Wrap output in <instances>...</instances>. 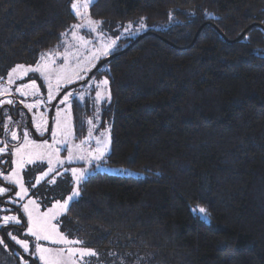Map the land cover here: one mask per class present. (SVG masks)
I'll use <instances>...</instances> for the list:
<instances>
[{
  "label": "trees",
  "instance_id": "1",
  "mask_svg": "<svg viewBox=\"0 0 264 264\" xmlns=\"http://www.w3.org/2000/svg\"><path fill=\"white\" fill-rule=\"evenodd\" d=\"M71 4L0 0V77L60 45ZM88 16L167 28L129 49L137 37L127 39L101 66L106 164L142 176L95 173L79 185L61 224L98 253L85 264H264V0H94ZM90 114L73 105L76 132ZM55 185L41 182L35 196L70 191L66 178ZM13 229H0L5 244Z\"/></svg>",
  "mask_w": 264,
  "mask_h": 264
},
{
  "label": "snow or ice",
  "instance_id": "2",
  "mask_svg": "<svg viewBox=\"0 0 264 264\" xmlns=\"http://www.w3.org/2000/svg\"><path fill=\"white\" fill-rule=\"evenodd\" d=\"M92 0H74L71 4V8L75 13V16L82 21V23L72 25V38L78 42L79 48L87 49L90 53L88 56L84 57L83 60L80 59L79 50L77 52L70 51V47L66 48L64 53L54 52L49 50V52L42 53L40 56V62L37 63L35 67L25 66L23 64L16 65L7 74L6 84H0V95L10 96V86L15 83L17 79H24L29 72L39 73L42 79L45 81L48 89L47 102L51 103L61 92L63 88L75 83L79 80L87 79L86 74L96 66V61L100 59L101 56H108L116 47V41L112 40L109 43H102L99 48L89 49L87 46L91 44V41L86 40L83 36L78 34V30L82 27H88L90 32H96L100 21L91 19L88 16V9L91 5ZM131 27V26H129ZM143 27V25H141ZM139 31V30H137ZM62 36H67L68 33H61ZM62 59L63 64L59 67H53L56 64V58ZM75 59V65H72V60ZM4 79L0 77V80ZM108 79L101 80L95 85L97 89H104V91H96L95 100L97 102L104 100L105 98L110 102L111 95L108 91ZM93 85L88 84V88L91 89ZM16 91L22 97L28 96H39L40 87H38L35 79L31 83L20 85L16 88ZM72 96V92H66L63 97L58 101L59 104H65L67 107L63 110H58L56 112V127L51 130V135L53 137V143L51 145L47 144L45 141V151H40V145H37L35 141L29 139V133L27 131L23 134V143L16 147L14 155L16 159L14 161L16 167L12 171L10 176H5L4 180L8 183L18 186L19 191L16 192V196L19 197L20 201H23L28 195L29 189L25 187V182L21 176V171L25 169L26 165L33 164L36 160L44 161L47 160L48 168L47 171L42 173V176L37 179L36 183H40V180L44 177H48L50 173L55 172L56 176L62 175V173L56 171V166L63 167L64 163H73L74 160H86L88 162L92 160H100L105 156L108 149L109 140L100 139L96 140L97 147L87 154L83 152L80 145H76L75 148L69 146L67 148V158L66 161L60 158L59 148L56 145H67L68 137L71 136L70 127V108L69 99ZM80 99H84V94L81 93ZM2 103L12 105L14 101L12 99H7ZM40 101L37 100L34 104H25V107L29 110L37 108ZM55 107V105L53 106ZM63 115V119H62ZM88 123L93 124L92 120ZM35 128L39 132L49 131L47 127V120L44 119L43 113L35 121ZM103 135V134H102ZM62 137L57 139V137ZM92 132L89 131V138H91ZM13 140L17 139V133L13 131L11 133ZM88 141H82L81 143H87ZM77 150L79 154H76ZM5 151L4 148H0V153ZM65 171H71V175L75 181V185L71 193L61 202V200H56L54 204L45 212L41 213L39 211V205L35 200L29 199L27 203L21 205L22 212L27 217L26 232L24 233L27 237L34 238V252L32 253L34 260L33 264L38 261L39 264H84L85 258L97 257L98 253L87 247H80L84 244V241L79 239H70L67 234L59 231L58 225L53 223L57 221L62 215H66L70 211V204L77 200L80 196L79 185L85 178V171L79 168L65 169ZM56 176H52L49 180L51 184L56 183ZM30 187H35V184L30 185ZM7 189L0 187V194H4ZM15 202V201H12ZM200 215L206 214V209L199 207L195 209ZM21 224V218L15 215H4L0 217V228H5L8 224ZM7 236L15 241L17 245L23 248L24 252H29L30 245L26 239H19L17 236L13 235L12 232H7ZM40 241H46L51 245H60L62 247H46L40 243ZM4 244V240L0 238V245ZM6 247V246H5Z\"/></svg>",
  "mask_w": 264,
  "mask_h": 264
},
{
  "label": "rangeland",
  "instance_id": "3",
  "mask_svg": "<svg viewBox=\"0 0 264 264\" xmlns=\"http://www.w3.org/2000/svg\"><path fill=\"white\" fill-rule=\"evenodd\" d=\"M93 1L94 0H92V2ZM73 2H74V0H72V3ZM78 23H82V21L76 17L75 23L71 24V26L63 32V33L67 32L68 35L67 36L61 35L60 45L55 49H51L52 51L62 54V53H64L66 48H69V46H71L69 49L70 51L77 52L79 50L81 60H83L84 57H86L90 54L87 49L79 48L78 42L73 40V38H72V35H71V33L73 31L72 25L78 24ZM141 25H143V27H141ZM129 26H131V27H129ZM166 28H167L166 24L148 26L142 20H136V21L130 22V23H106V24H104L101 22L96 32H90L88 27H82L78 30V34L83 36L86 40L91 41V44H89L87 46V48H89V49L99 48L102 43H109L112 40H115L116 41V47L114 50H116L117 48H121L126 43L127 39H132V38L138 37V36L142 35L143 33H145V31H147L149 29L164 30ZM137 30H139V31H137ZM46 52H49V50L45 51L43 53H46ZM41 54L39 55L36 63L34 65H32V67H35L37 65V63L40 62ZM262 55L264 56V53H262ZM108 56H106V57H108ZM106 57L101 56L100 59L95 62L96 65L101 60L105 59ZM62 64H63L62 59L57 57L56 58V64L53 67H59ZM72 65L73 66L75 65V59L72 60ZM103 70H106V66L101 67L98 74L91 76L89 79H88V75L91 71L86 74L87 79L76 81L75 83L67 86L66 88H63L61 90L60 94L55 98V99H57V103L55 105V110H54L53 114L51 115V122L49 125V137H48V139L41 140V141L35 140V139H33V140L35 141V143L37 145L41 146L39 149L40 151L46 150V148L44 146L45 141H47V144H49V145H51L53 143V137L51 135V130H54L56 127V123H55L56 122V112L58 110H63L67 107V105H65V104H59L58 101L63 97V95L66 92L70 91V92H72V96L69 99V104L71 105L70 113H69V115H70L69 123H70L72 134H71V136L68 137L69 142L67 145H64V144L56 145V147L59 148L60 158L66 161V158L68 155L67 148L69 146H72L73 148H75L76 145H80L83 152L85 154H87L88 151H91L97 147V144H96L97 139H100L102 141L104 139L109 140L108 149L105 153V156L100 160H92L90 162H88L86 160H74L73 163H71V164L65 162L63 167L56 166V171L62 173V175L56 176L55 172L50 173L48 177H44L43 179H41L40 183L46 182V183L50 184V186L53 189L54 187H57V185H55V184L58 183V181L66 178V180H68V182L70 183V191L62 199L51 200L49 203H46V201L49 199L48 197H46V195H43V197L41 199V198H38L39 195L35 196V194L37 192H34L37 188H39V184H40V183H38V184L36 183L37 179L42 176L43 172L47 171L48 164H47L46 159L44 161L36 160L35 163L26 165L25 169L21 171L20 174L24 179L25 187L29 189L28 195L25 197V199L23 201H20L19 197L16 196V192L19 191V187L8 183L4 179H1L2 182L5 185H7V187H9L13 190L12 191L13 194L8 196V198L6 200V203L8 206H1L0 205V217H3L4 215H15L18 218H21V224L17 225V224L10 223L5 228H0V229L3 230L6 228L15 227V229L10 230V232H12V234L17 236V238H19V239H26L29 242L30 249H29V252L25 253L23 248H21L19 245H17L15 243V241L11 240L7 236V233H6L7 240L9 242V244H7V243L5 244V242H4L3 245H0V247H2V248H0V264H5L7 257H9L11 259V258H15L17 256L20 264H29L30 260L34 259L32 253L34 252L35 241H34V238L27 237L24 235V233L26 232V227H22V225H26L27 217L22 212L21 205L24 203H27V201L29 199L35 200L36 203L39 205V211L41 213H43V212L47 211L52 206V204L55 203L56 200H61V202H62L71 193V191L75 185V181L71 175V171H65V169L70 170L72 168H79V169L84 170L85 171L84 180L88 176L95 174V173H106L109 175H115V176H121V177L142 176L141 173L132 172V171L122 169V168H115V167H112V166H109L108 164H106V157H107V155L109 153V149H110V130H109L108 124H106V123L102 127L99 126L100 125V109L99 108H100V106H102L107 101V99L105 98L104 100H101L99 102H97L95 100L96 91H98V90L104 91V89H102V88L97 89L95 87V85L98 84L101 80L107 79L106 76L103 73H101V71H103ZM33 79H35L38 87H40V95L39 96H28V97L20 96V99H21L22 103L24 104V106H25V104H34V103H36L37 100H39L40 103L43 104L42 108H40L39 106L37 108H33L32 110H29L28 108H26L27 112L29 113V115L34 120V122H32V123L35 124L36 119L39 117V115L41 113H43L44 119L47 120V113L49 111L48 105L51 104V103L47 102L48 89H47V85H46L45 81L42 79L40 74L29 72L28 75L24 77V79H22V80L17 79L15 81V83L10 86V91H11V93H13L11 87L16 88V87H19L20 85L31 83V81ZM6 80H7V76L5 77V79L0 84H6ZM90 83L93 85V87L91 89L88 88V84H90ZM81 93L84 94V99H82V100L80 99ZM2 96H4V95H0V97H2ZM5 100H7V99H4V101ZM74 104L81 105V106L86 105V107H88L90 109V113H91L89 117H86L85 128H84L83 132H81V133L76 132L75 126H74V120H73V105ZM63 118L64 117L62 115V119ZM89 120H92L93 124L90 125L88 123ZM90 130L92 132L91 138H89V131ZM42 133L37 131V133H36L37 137L42 136L41 135ZM78 133H80V134H78ZM5 136H6V142L16 144L19 141L18 134H17L16 140L12 139L11 133L8 135L5 134ZM61 138L62 137H60V136L57 137V139H61ZM85 140H87L88 142L82 144L81 142L85 141ZM14 153H12L11 170L7 176H10L12 171L15 170V167H16V165L14 163L16 156L14 155ZM76 154H79L78 150H77ZM27 169H28V173H29L28 174L29 175L28 176L29 185L26 184L25 172H24ZM36 170H39V171H36ZM52 176H56V183L55 184H51L49 182V180ZM32 184H35V187H30V185H32ZM7 187L5 189L9 190V188H7ZM6 193H8V191H6L4 194H6ZM0 195H3V194H0ZM12 201H15V202H12ZM198 208L199 207L192 208V212L197 214V216H199L203 221H208L209 219H208L207 214L200 215V214H198L197 211H194L195 209H198ZM63 216L64 215L60 216L58 218V220L53 221V223H56L58 225L59 231L65 234V232L62 230V224H61V218ZM7 232H9V231H7ZM0 238H2L1 237V231H0ZM40 243L46 247H52V248L62 247L60 245H51L46 241H40ZM80 247H82V245H80ZM5 252H6V254H5ZM87 259L88 258H85V262ZM85 262H84V264H85ZM37 263L39 264L38 261H37Z\"/></svg>",
  "mask_w": 264,
  "mask_h": 264
},
{
  "label": "flooded vegetation",
  "instance_id": "4",
  "mask_svg": "<svg viewBox=\"0 0 264 264\" xmlns=\"http://www.w3.org/2000/svg\"><path fill=\"white\" fill-rule=\"evenodd\" d=\"M13 93L10 96H2L0 97V148H4L5 151L0 153V186L6 188L1 179H4L11 170L12 163V153L15 152L16 147L23 143V134L25 131L29 133L30 140H46L49 137V131L43 132L41 135L37 137V130L35 128V124L33 118L29 115L26 110V107L22 103L20 99V94L16 91V88L11 87ZM4 99H12L14 103L12 105L2 103ZM57 99L51 102L48 105V113H47V127L49 128L51 122V115L53 114L56 105ZM43 104H39V107L42 108ZM51 106V107H50ZM15 131L19 136V141L16 144H12L10 142H6L5 134H10ZM34 141V140H33ZM9 188V187H7ZM13 190L9 188L8 193L0 195V205L8 206L6 200L8 196L12 195ZM15 228V227H10Z\"/></svg>",
  "mask_w": 264,
  "mask_h": 264
},
{
  "label": "water",
  "instance_id": "5",
  "mask_svg": "<svg viewBox=\"0 0 264 264\" xmlns=\"http://www.w3.org/2000/svg\"><path fill=\"white\" fill-rule=\"evenodd\" d=\"M253 26H255V24H253V25H250L248 28H251V27H253ZM247 28V29H248ZM247 29H245V31L247 30ZM245 31L242 33V34H244L245 33ZM242 34H241V36H242ZM144 36H146V34H143V35H140L139 37H137L133 42H132V44L127 48V49H129L133 44H135L136 42H138L139 40H141ZM127 49H125V50H127ZM121 54V52H119V53H116V54H113V55H110V56H108V57H106L105 59H103V60H101L92 70H91V72L89 73V75H88V79L93 75V73L98 69V68H100L104 63H106L109 59H111V58H113V57H115V56H118V55H120ZM85 82V81H84ZM63 93V92H62ZM61 93V94H62Z\"/></svg>",
  "mask_w": 264,
  "mask_h": 264
}]
</instances>
